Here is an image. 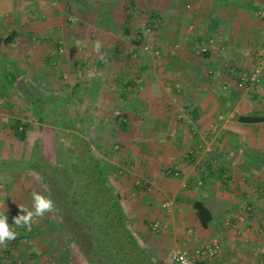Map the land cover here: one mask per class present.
<instances>
[{"label":"crops","instance_id":"obj_1","mask_svg":"<svg viewBox=\"0 0 264 264\" xmlns=\"http://www.w3.org/2000/svg\"><path fill=\"white\" fill-rule=\"evenodd\" d=\"M259 1L102 2L109 8L111 25L100 26L101 30L112 34V30L120 26L127 35L129 27L135 28L138 15L145 14L149 22H158L162 37L158 45L170 47L172 38L182 44L177 55H165L158 64L145 60L134 72L118 75L100 71L98 76L106 74V80L101 77L78 79L70 90L71 96L78 88L82 92L87 90L89 95L83 97V93V99L94 101L103 87L107 88V94L112 87L119 93V98H114V106L126 99L130 104L127 110L135 109L138 104L146 109V123L142 120L136 131H132L126 121H121L123 143L133 142L131 146L126 143L131 148L126 167L128 165L131 171H125L117 163L113 183L125 216L140 223L137 231L131 233L139 247L135 254L137 264H173L171 255L176 248L185 243L198 247L212 237L221 241L219 259L222 264H264V120L242 123L238 115L228 114L224 106L235 98L231 97V89L232 92L237 90L236 87L224 88L230 79L229 68L233 67L238 73L245 71L249 63L252 67V51L247 48L264 43V20L255 15L257 9L264 6ZM187 2L190 5L185 6ZM248 4H253V15L244 8ZM127 7H132L129 12L133 15L129 18L125 16ZM217 28L221 34L219 43L226 49L196 55L195 41L208 37ZM140 42L133 39L130 49H139ZM120 46L117 42L114 49L108 48L112 56L107 58V65L112 64V68L116 65L120 69L119 64L131 57L119 53ZM140 85L142 91L138 88ZM245 89L248 92L251 88ZM106 99L109 97H105V104ZM263 110L264 106L253 107L241 115L264 119ZM177 111L184 112L179 117ZM100 132L97 135L101 139ZM218 138L225 145L223 149H217ZM139 142L146 143L145 148L142 145L143 149L132 150ZM170 169L178 170L179 176L169 174ZM128 176L135 179L132 186L127 182ZM166 201H171V211L163 208ZM196 201L204 202L212 215L207 227L197 217ZM250 206L252 210L248 209ZM226 219L230 220L229 224ZM155 220L165 223L166 230L153 231L150 223ZM24 229L7 247L0 248V264H44L41 253L52 252V243L41 251L29 239L35 237L36 232ZM36 239L40 240L38 236ZM72 258L68 252L58 260L72 264ZM51 263L57 264V261Z\"/></svg>","mask_w":264,"mask_h":264},{"label":"rangeland","instance_id":"obj_2","mask_svg":"<svg viewBox=\"0 0 264 264\" xmlns=\"http://www.w3.org/2000/svg\"><path fill=\"white\" fill-rule=\"evenodd\" d=\"M102 2L103 0H42V2L41 0H0V62L6 64L16 74L18 77L16 86L22 94L20 96L13 87L8 86L6 95L0 97V204L6 205V215L10 225H14V216L23 214L20 213L18 205L23 204L31 209V192L33 190L51 198L50 190L41 174L29 166L37 140H41L42 147L43 142L47 143L45 144L47 148L41 147V154L52 165L58 162L56 160L58 153L56 152L59 151L62 162L80 163L83 160L80 156L83 149L80 139L89 141L95 154L107 169L109 185L114 195L119 199V195L113 188V183L116 181L114 167L118 163L125 171H131L128 165L126 167V160L129 158L130 146L133 144V142L129 143V140L123 143L124 137L121 133L124 131L121 128V121H126L129 128L136 131V129H140L138 125L142 123V120L145 122L147 119L146 109L142 104H138L135 109L127 110L130 104L126 102V99L121 101L120 105L116 106L115 104L114 106V98H119V93L112 87H110V93L107 94V88L103 87L102 91L97 93L99 95L94 101H86L83 97L89 95V91L82 92L81 88H78L74 92V96H71V86L76 80L87 77H101L106 80V74L98 76V74L101 75L100 71L118 75L119 73L134 72L138 69L139 64L145 63V60L158 64L165 55L168 57L177 55L178 50L182 48L180 40L176 38L169 39L170 47L165 45L162 48L158 45V39L161 37L159 25L153 33L147 32L146 29L153 22H149L145 14L138 15L135 20L137 21L135 28L129 27L130 31L127 35L124 34L125 28H119L120 26H116V29L112 30V34L108 32L109 30H101L100 26L109 27L111 25V14L107 10L109 8L105 2ZM259 2L263 5L264 0ZM187 4L189 2L185 6ZM246 6L244 8L249 9V13L253 15L254 13L251 11L254 10L253 4ZM261 9H264V6ZM130 10L132 7L125 9L127 18L133 15L129 12ZM12 31L18 33L14 42L12 44L2 43L1 39ZM221 31L224 32V30ZM133 39L141 41L137 50L130 49ZM96 40L103 42L100 51L107 58L112 56L108 52V48L114 49L117 42L118 47L122 45L118 48V52L131 57H126V62L119 64L121 65L120 69L116 68V65L113 68L110 67L112 64H108V67L107 63L100 59V53L93 51V44ZM145 46H149V50H145ZM257 47L259 46L250 45L247 51H253ZM157 52L159 54H156ZM250 67V63L247 64L245 71L250 70ZM176 71L180 72V70ZM176 71L174 70L175 73ZM114 79L116 81V78ZM1 82L0 77V88ZM168 86H172L170 80H168ZM138 88L142 91V85ZM246 90L244 88L232 92L231 89V93H233L231 97L235 98H231L233 100L224 105L228 114L232 112V114L241 115L253 107L264 106V76L256 87L248 92ZM35 94L66 99L64 107L68 108L72 119L71 125L63 127L54 122L61 113L58 111L59 101L55 103L57 109L49 108L50 116L48 118L50 119L47 122H40L31 112L28 104ZM105 97L110 99H106L107 105ZM183 112L177 111V116L180 117ZM14 121L29 125L24 140H20L14 135L10 127ZM143 130L139 131L143 133ZM99 131H101L104 140L97 135ZM139 131L137 130V132ZM217 141V149H223L225 145L221 138H218ZM126 143L130 146H127ZM142 145L145 148L146 143L139 142L132 150L143 149ZM37 153L39 154V152ZM127 175L130 174L127 173ZM81 176V173L72 176V187L75 188L79 185L77 180ZM227 176L229 173L225 177ZM127 182L132 186L135 184V179L128 176ZM67 184L69 182L62 176L55 187ZM55 197L58 201H54L55 211L36 219L31 227L33 229L31 232H36V236L28 238L35 243V248H39L41 251L42 249L46 250L44 246L49 242L52 243V252L49 253L46 250L45 255L41 253V257L39 256L40 259L45 260L44 264H52L51 262L54 260L57 261V264H62L58 259L68 252L73 256L74 263L72 264H82L81 260L86 262L83 264H91L88 258L92 257V251L103 244L101 240H97L102 239V230L98 228V225L92 223L105 221L102 218L104 212H94L90 222H86L88 219L84 215V211L80 210L82 200L69 202L61 190L56 191ZM58 204H60L61 210L58 209ZM3 211L5 208L0 207V212ZM79 214H81V218L78 219ZM68 215L73 216L69 219ZM130 218L128 219L126 216L125 226L131 234L137 231V226H140V223L133 222ZM144 226L146 227L145 224ZM22 230L24 228H16L18 233ZM110 230L112 231V229ZM37 236L40 240L36 239ZM95 240L96 244L91 246ZM86 248L90 253L87 254ZM47 252L48 254H46ZM102 255L104 261L107 260L103 253Z\"/></svg>","mask_w":264,"mask_h":264},{"label":"trees","instance_id":"obj_3","mask_svg":"<svg viewBox=\"0 0 264 264\" xmlns=\"http://www.w3.org/2000/svg\"><path fill=\"white\" fill-rule=\"evenodd\" d=\"M126 31H128V29H126ZM17 35L18 33L16 31H12L6 37L2 38L1 41L5 44H12ZM135 41L138 40L135 39ZM207 54L208 53H206V55ZM0 65V77L2 79L0 97L6 95L5 92L8 86L11 88L13 87L15 92L22 96L16 86L18 78L16 74L12 72L6 64L0 62ZM32 98L33 99L29 101L28 104L31 112L40 122H47V120L50 119L48 118L50 116L49 108L51 109L52 107V109H57L55 103L59 101L58 111L61 113L55 118L54 122L63 127L71 125L72 119L68 108L64 107V101L66 99L54 96L44 97L37 94ZM237 119L242 123H258L264 120L262 117L255 115H238ZM10 127L17 138L20 140L26 138L29 129L28 124L14 121ZM40 142L41 140L35 142L29 166H31L32 170L41 174L50 190L51 198L57 201L55 193L57 190H61L69 202L82 200L83 203L80 206V210L84 211V215L88 219L86 222H90L94 212H104L102 218H104L105 221L92 223L93 225H98V228L102 230L103 237L97 240H101L103 244L100 245L98 249L92 251V257L88 258L91 264H103V262L105 264H137L138 261L136 260L137 258H135V254L136 251L139 252V247L135 243L133 235L126 229V216L119 199L114 195L109 185L108 171L100 158L95 154L91 147V143L85 141V139H80V143L83 144V149L80 154L83 160L80 163L67 164L62 162L59 151L56 152L58 153V155H56L58 157V159H56L58 161L56 163L57 165H52L50 162H47L41 154L42 146ZM45 144L47 143L43 142V149L45 147L47 148ZM70 150L72 151V149ZM37 152H39V154ZM77 173H81L82 176L77 180L79 185L74 188L71 186V179L73 178L72 176ZM62 176L65 177L69 184L55 187L57 181H59ZM194 207L201 224L204 227L209 226L212 221V215L205 203L196 201L194 202ZM58 209L61 210L60 204H58ZM72 216L73 215H68L67 217L70 219ZM77 217L78 219L81 218V214ZM69 221L73 224L71 220ZM110 229H112V231ZM116 234H118V236H115ZM27 236H29V233H27ZM74 239L78 242L76 237ZM96 242V240L93 241L91 246L95 245ZM86 252L87 254L89 252L87 248ZM102 253L107 257V260L105 259L104 261Z\"/></svg>","mask_w":264,"mask_h":264},{"label":"built area","instance_id":"obj_4","mask_svg":"<svg viewBox=\"0 0 264 264\" xmlns=\"http://www.w3.org/2000/svg\"><path fill=\"white\" fill-rule=\"evenodd\" d=\"M255 15L264 20V9H259L255 12ZM156 27H158V22L150 24V26L146 29L147 32L153 33ZM220 30L217 28L213 33H211L208 37L202 38L200 40L195 41L194 44V52L196 55H204L206 53H214L216 50H225L226 47L220 45L219 37ZM145 50H149V46H145ZM156 54H159L158 52ZM253 55V65L250 70L238 72L230 67V79L225 82V89L230 87H236L237 89L243 88H251L256 87L259 82L263 79L264 76V44L260 45L256 49L252 51ZM212 73V70L210 71ZM169 174L173 176H179L178 170L170 169L168 170ZM226 176V174H225ZM140 183V182H137ZM172 203L171 201H166L163 203V208L167 211H171ZM252 210V206L248 208ZM226 223L229 224L230 220L227 219ZM150 227L155 232H161L166 230V224L160 220H155L150 223ZM222 244L218 238L212 237L209 238L203 245L198 247H189L186 243L176 248L172 255L171 259L173 264H181L180 256L187 254L185 259H187L190 264H222L219 259L221 254Z\"/></svg>","mask_w":264,"mask_h":264},{"label":"clouds","instance_id":"obj_5","mask_svg":"<svg viewBox=\"0 0 264 264\" xmlns=\"http://www.w3.org/2000/svg\"><path fill=\"white\" fill-rule=\"evenodd\" d=\"M103 47V42L96 40L93 44V51L100 53V59L107 63V57L105 54L101 53V48ZM32 206L29 207L20 204L18 208L20 213L13 217L14 225L8 223V216L6 215V205L0 204V207H4L5 211L0 212V248L7 247L8 243L15 240L18 236L16 228H27L31 229L33 223L38 218H42L45 214H51L55 211L56 205L53 199L45 196L35 190L31 192ZM15 226V227H13ZM187 254L180 256L181 264H190V262L185 259Z\"/></svg>","mask_w":264,"mask_h":264}]
</instances>
